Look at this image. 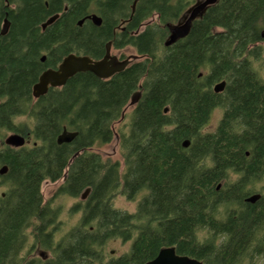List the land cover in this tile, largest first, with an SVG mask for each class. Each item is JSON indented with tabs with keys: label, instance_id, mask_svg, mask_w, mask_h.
<instances>
[{
	"label": "trees",
	"instance_id": "1",
	"mask_svg": "<svg viewBox=\"0 0 264 264\" xmlns=\"http://www.w3.org/2000/svg\"><path fill=\"white\" fill-rule=\"evenodd\" d=\"M133 1L0 0V20L8 21L0 34V167H7L0 176V264H104L107 243L117 239L132 241L130 250L106 264H144L163 247L203 264L264 259V190L253 186L264 177V79L254 68L264 59V0H219L169 47L164 24L191 0H136L131 15ZM90 13L101 17V27L77 25ZM152 16L158 22L137 36L112 35L120 20L130 18L126 30L133 31ZM111 39L114 47L123 41L147 56L108 80L77 73L33 99L43 70L68 53H89L93 40ZM221 81L224 90L214 93ZM136 91L141 98L128 131L118 135L120 174L118 162L87 150L113 139L112 125ZM215 109L222 117L205 132ZM63 130L77 136L58 145ZM8 132L30 143L5 146ZM66 169L55 195L77 198L86 188L90 194L85 207L72 209L83 211L80 224L56 242L59 212L43 202L40 187ZM119 192L129 200L143 194L135 213L112 207ZM253 193L261 198L245 203ZM32 248L49 257L28 255Z\"/></svg>",
	"mask_w": 264,
	"mask_h": 264
},
{
	"label": "water",
	"instance_id": "2",
	"mask_svg": "<svg viewBox=\"0 0 264 264\" xmlns=\"http://www.w3.org/2000/svg\"><path fill=\"white\" fill-rule=\"evenodd\" d=\"M219 0H195L194 3L187 8L182 18L176 23H166L165 26L169 31L168 37L165 39L163 46L169 47L176 43L178 40L185 38L191 28L192 22L202 17L209 6L216 4ZM136 1H133L131 5V15L134 12ZM66 10V7H65ZM59 14H54L49 17L44 23L41 24V28L44 29L46 26L52 24L56 19H58ZM85 19L91 20L94 25L99 26L102 23L101 17L97 14H90L85 17ZM85 19H80L77 23L80 26ZM8 28V21L6 18L3 19V25L0 34H5ZM138 32V31H137ZM261 36H264V31H262ZM109 43L107 45V51L105 55L97 61L92 60L85 55H66L61 62L56 66V68L45 69L38 77L37 81L32 86V97L33 99H38L44 96L49 88H60L65 85L67 80L77 73L89 72L93 74L96 78L101 80H108L114 74L122 71L129 59L119 61L115 56L109 54ZM45 56L40 58V62H44ZM201 74H199L200 76ZM226 83L221 81L215 83L212 86L214 93H221L225 88ZM141 93L139 91L135 92L128 103V106L135 105L140 100ZM167 109H164V113ZM123 115L121 116V118ZM77 136V132H69L63 130L62 133L57 137V144L69 143ZM5 146L11 148H21L25 144H29V140H26L22 135L11 133L6 136L3 140ZM190 141L184 140L182 143L183 148H187ZM248 154V153H247ZM7 172V167L3 166L0 168V175H4ZM220 188V184L216 189ZM89 192L86 189L81 194V199H84ZM261 195L259 193H253L244 198L245 203L254 204L260 199ZM46 254L45 251H39L38 256L42 258ZM144 264H203L187 256L177 255L175 253L174 247H163L161 248L156 257L153 260L147 261Z\"/></svg>",
	"mask_w": 264,
	"mask_h": 264
},
{
	"label": "rangeland",
	"instance_id": "3",
	"mask_svg": "<svg viewBox=\"0 0 264 264\" xmlns=\"http://www.w3.org/2000/svg\"><path fill=\"white\" fill-rule=\"evenodd\" d=\"M174 1V0H173ZM194 3V0H191L190 5ZM149 20H152L153 24L157 23V17L153 16ZM147 22V21H146ZM3 19L0 20V30L2 29ZM264 31V28L262 29ZM262 34V33H261ZM264 38V36H263ZM264 44V43H263ZM111 55H115V51L111 50ZM128 55V53L126 54ZM255 70L258 72L260 77L264 79V59L261 62H257L254 65ZM135 106H126L122 119L116 121L112 125L113 132L115 136L113 139L104 145H96L95 147L90 148L91 153H96L100 156L102 161H111V162H118L119 163V172L120 174L123 172V161L119 149V142H118V135L121 132L128 131L130 126L132 111ZM222 117V111L220 109H215L211 115V119L209 124L204 129L205 132H212L216 126L218 125L220 119ZM11 133H5V137ZM4 137V138H5ZM4 140V139H3ZM236 177L233 175L232 179ZM61 180L56 182H49L43 181L40 187V192L42 195V199L44 203H48L51 208H55L58 210V217L56 219L55 224V233H54V240L57 242L60 239L66 237V235L77 225L79 221L80 214L79 213H72V209L80 202L79 197L72 198L69 196H56L55 193L57 189L60 187ZM1 185V180H0ZM253 186L256 191L264 190V177L261 180L256 181L253 183ZM4 191V187L0 186V193ZM143 194H138L135 196L133 200L127 199L125 196L121 195V193H117L113 199L110 201L111 205L114 209L126 212L129 214H133L136 211L137 204L139 200L142 198ZM32 244V239L29 238L28 240V247ZM132 241L122 242L120 240H112L107 243L105 247V258L119 257L129 252L130 246ZM43 251L42 249H39ZM37 248H32L28 255L31 256L36 255ZM112 252V253H111ZM23 253L27 255V252L24 250ZM37 256V255H36ZM255 259V264H264V260L261 258Z\"/></svg>",
	"mask_w": 264,
	"mask_h": 264
},
{
	"label": "flooded vegetation",
	"instance_id": "4",
	"mask_svg": "<svg viewBox=\"0 0 264 264\" xmlns=\"http://www.w3.org/2000/svg\"><path fill=\"white\" fill-rule=\"evenodd\" d=\"M134 1H136V0H134ZM195 1V0H194ZM193 4V3H192ZM191 4V5H192ZM190 4L188 5V7L189 6H191ZM135 6H136V4H135ZM187 7V8H188ZM187 8L185 9V11L187 10ZM66 9H67V7H66ZM64 11H65V7H64ZM185 11L182 13V15L176 20V21H173V22H169V23H176V22H178L181 18H182V16L184 15V13H185ZM56 14H59V16H60V13H56ZM90 14H93V13H90ZM90 14H88V15H90ZM95 14V13H94ZM153 17V16H152ZM49 18V17H48ZM59 18V17H58ZM150 19V18H149ZM147 20V22L145 21V22H143V23H141L140 24V26L136 29V30H126V27H127V24H128V22L130 21V18H128V19H123V20H120V22H119V24L118 25H116L113 29H112V35L113 36H115L116 34H118V33H127V34H129V36H137V35H139L140 33H142V31L148 26V25H151V24H153V22H152V20ZM47 20V19H46ZM45 20V21H46ZM44 21V22H45ZM195 21V20H194ZM193 21V22H194ZM43 22V23H44ZM193 22H192V24H193ZM42 24V23H41ZM102 24V23H101ZM101 24L99 25V26H96V25H94L93 24V22L91 21V20H84V22L79 26V27H81V26H87V27H97V28H99V27H101ZM166 24V23H165ZM165 24H164V27H165V29H166V35H165V37H164V40H163V43H164V41H165V39L168 37V34H169V31H168V29L166 28V26H165ZM49 26V25H48ZM47 27V26H46ZM45 27V28H46ZM191 27H192V25H191ZM44 28V29H45ZM42 29V28H41ZM44 29H42V31L44 30ZM191 29V28H190ZM138 31V32H137ZM190 32V31H189ZM96 40H93L92 41V43L90 44V46L88 47V50H89V53H87V54H81V53H79V54H76V53H74V52H72V53H68V54H75V55H85V56H88L89 58H91L92 60H94V61H97V60H100L104 55H105V53H106V51H107V45H108V43H109V46H108V48H109V54L111 55V50H114L115 51V55H111V56H115L119 61H123V60H126V59H129L128 60V62H127V65L125 66V68L126 67H128L129 65H131L132 63H134V62H137V61H139V60H141V59H143V58H145L146 56H147V54H139L138 52H137V50L135 49V48H133L130 44H127L126 42H123V41H121V42H119V47H114V44H113V40L111 39V40H108V41H106L104 44H102V43H96L95 42ZM128 53V55H126ZM67 54V55H68ZM45 56V55H44ZM66 56V55H65ZM64 56V57H65ZM63 57V58H64ZM62 58V59H63ZM61 62V61H60ZM43 63V62H42ZM59 64V63H58ZM57 64V65H58ZM56 65V66H57ZM56 66L54 67V68H56ZM124 68V69H125ZM46 69H48V68H46ZM123 69V70H124ZM122 70V71H123ZM121 72V71H120ZM137 92V91H136ZM140 93H141V91H139ZM140 98H141V96H140ZM139 102V101H138ZM137 102V103H138ZM129 103V102H128ZM136 103V104H137ZM135 104V105H136ZM128 105V104H127ZM135 105H133V106H135ZM124 110H125V108H124ZM124 110H123V112H122V115H123V113H124ZM122 119V118H121ZM30 143V142H29ZM70 143V142H69ZM3 144V143H2ZM4 145V144H3ZM28 145V144H27ZM0 146H1V143H0ZM88 152H90V149H88L87 150ZM80 154V152H76V153H74V154H72L71 155V157H70V159L68 160V163H67V167L69 166V164L78 156ZM96 154V153H95ZM96 155H98V154H96ZM99 156V155H98ZM99 158H100V156H99ZM66 176H67V169L63 172V174H62V177H61V179H59V180H61V183H60V186H61V184L62 183H64L65 182V180H66ZM59 180H57V181H59ZM86 189H89V192H88V194H87V196L84 198V199H81V195L79 196V199H80V202L78 203V204H81L83 207H85V204H86V201H87V199H88V197H89V194H90V188H86ZM85 189V190H86ZM84 190V191H85ZM83 191V192H84ZM82 192V193H83ZM81 193V194H82ZM260 195L262 194V193H259ZM261 198V197H260ZM244 200V199H243ZM72 213H79L80 214V218H79V221L77 222V225L75 226V227H77L79 224H80V221L82 220V218H83V216H84V213H83V211H78V212H72ZM74 227V228H75ZM89 229L90 230H92V227H89ZM49 230H54V226L52 225V226H50L49 227ZM39 251H41V250H39V249H37V251H36V255H37V257H38V252ZM44 251V250H43ZM112 253V252H111ZM36 255H34L35 257H36ZM157 255V254H156ZM156 255H155V257H156ZM49 257V253L48 252H46V254L41 258L42 260H46L47 258ZM120 257V256H119ZM119 257H113L114 259H116V258H119ZM154 257V258H155ZM40 258V257H39ZM111 258H112V256H111ZM153 258V259H154ZM259 259H261V258H259ZM263 259V258H262ZM109 259H107V258H105V255H104V259L102 260V262L101 263H104V264H106V263H108L109 261H108ZM152 260V259H151ZM264 260V259H263Z\"/></svg>",
	"mask_w": 264,
	"mask_h": 264
},
{
	"label": "bare ground",
	"instance_id": "5",
	"mask_svg": "<svg viewBox=\"0 0 264 264\" xmlns=\"http://www.w3.org/2000/svg\"><path fill=\"white\" fill-rule=\"evenodd\" d=\"M50 26H51V25H50ZM43 71H44V70H43ZM43 71H42V72H43ZM218 83H219V82H218ZM212 91H213V90H212ZM133 94H134V93H133ZM133 94H132V95H133ZM130 98H131V97H130ZM216 99H217V98H216ZM129 101H130V100H129ZM165 109H166V108H165ZM163 112H164V110H163ZM121 116H122V115H121ZM120 119H121V118H120ZM29 142H30V141H29ZM182 143H183V142H182ZM2 167H3V166H2ZM0 168H1V167H0ZM0 176H2V175H0ZM217 186H218V185H217ZM181 256H184V255H181ZM152 260H153V259H152ZM149 261H150V260H149Z\"/></svg>",
	"mask_w": 264,
	"mask_h": 264
}]
</instances>
